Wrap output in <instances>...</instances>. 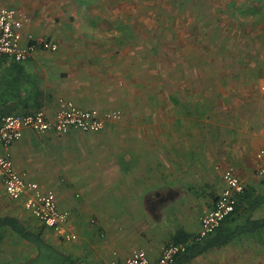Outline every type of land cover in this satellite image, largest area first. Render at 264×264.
I'll return each mask as SVG.
<instances>
[{"label": "rangeland", "instance_id": "obj_1", "mask_svg": "<svg viewBox=\"0 0 264 264\" xmlns=\"http://www.w3.org/2000/svg\"><path fill=\"white\" fill-rule=\"evenodd\" d=\"M64 3L62 8L47 9L52 35H65L66 43H71L69 38L74 37L72 44H82L84 39L76 38L111 33L115 39L104 40L113 50L102 54L127 55L132 69L134 62L138 67L137 84L128 89L125 109H112L120 111V118L108 121L101 131L91 132L99 154L104 153L112 171L130 175L118 185L107 184L104 198L94 200L95 213L89 210L90 214L84 216V226L99 229L95 245L104 246L106 251L84 258L93 264H111L113 258L122 260L113 247L119 244L127 247L125 258L141 249V228L145 226L141 218V159L144 150H151L149 159L153 157L148 146L154 145L155 129L177 132L174 159L178 163L177 173L171 190L166 188L157 199L162 210L170 199L171 205L158 221L145 215L147 226L159 231L183 227V217L194 222V215L209 208L225 186L223 173L233 167L234 149L244 152L237 159L245 160V164L257 158L264 147V47L259 46L264 36L259 39L256 23L250 21L249 0H65ZM240 9H244V14ZM19 10L28 17L27 27L30 17ZM26 33L36 39H47L46 35ZM207 157L208 167H201ZM182 159L190 160L192 169L182 167ZM254 170L245 183L253 180L252 184H256V176L260 179L264 175ZM120 195L119 199L112 198ZM74 197L80 199V191H75ZM17 202L1 194L0 214H16V207L22 206L16 205ZM107 203L109 207L105 208ZM122 204L130 205L128 213L125 208L122 211L123 216L118 214L121 207H117ZM258 215H264V209ZM29 217L33 219L29 220L31 223L35 222ZM110 227L126 235L119 240L110 239L107 231ZM70 233L71 240L75 239L74 233ZM46 237L72 254L82 249L79 242L84 241V234L76 241L65 240L51 228L46 229ZM35 254L36 248L12 231H6L0 239V264H25ZM191 264H264V236L247 235L227 248L199 256Z\"/></svg>", "mask_w": 264, "mask_h": 264}, {"label": "crops", "instance_id": "obj_2", "mask_svg": "<svg viewBox=\"0 0 264 264\" xmlns=\"http://www.w3.org/2000/svg\"><path fill=\"white\" fill-rule=\"evenodd\" d=\"M64 2L65 0H1L2 4L19 8L29 15L30 22L26 27V31L36 36L46 35L47 39L58 43L57 52L38 48L25 62L30 77L38 82L35 92H41L38 97V106L51 117L67 101H72L83 108H98L100 111L119 109V107L125 109L124 106H126V101H128L125 97L130 95L128 89L137 84V64L134 62L132 69V61L129 56L112 53L102 54L113 50L110 48L112 45L105 41L115 39L111 33L91 34L85 38L83 36L76 38L84 39L82 44H72V40H75L74 37L69 38L71 43H66L65 40L67 38L65 35H52L51 19L47 9L51 7L62 8L65 5ZM240 10V13L244 14V9ZM249 13L250 21L251 23H256L259 39L262 40L264 36V0H249ZM51 35L55 39L51 38ZM260 45L264 47V41H260ZM117 50L119 49H115V51ZM50 53H55V56ZM121 80L124 82V87H121ZM176 133L173 129H170L168 133H163L161 128L155 129L154 145L153 147L148 146L153 151V157L149 159L151 150H144L143 160L141 159V218H143L145 224L144 228H141V249L145 250L147 254H151V259L153 260L159 258L163 246L169 242L172 234L177 229L183 228L185 231L195 234L200 230L201 212L194 215V222H187L186 217L182 216L184 219L180 221L183 227H176L170 231H159L153 226L149 227L145 219V215H148L157 221L160 220L159 216L164 217V209L171 205L172 199L164 203L162 210L158 208L157 199L159 200L160 193L165 191L166 188L169 189L168 191L171 190L170 188H172L174 182L173 176L177 173L176 167H178V163L176 164V160L174 161L177 157ZM92 134L79 129H71L65 134H59L55 131L39 133L27 128L24 130L22 138L11 146L16 169L22 172L27 180L38 182L44 190L54 191L59 207L69 211V230L76 236L71 241H76L78 236L80 238L84 234V241L79 242L80 245L82 244L83 251L80 249L73 254L82 259L85 262L84 264H93L90 259L84 258L85 255L91 257L95 253V255L100 256L105 251L104 246L97 248L95 245L97 244L95 243L97 240L95 239V234L99 229L95 230L84 226V216L95 213V205L93 203H96V201L94 200L98 199L99 201L104 198V192L107 193L105 190L107 184L123 183V179H129L130 176L123 173V171H112L108 164L109 160L104 153L99 154L100 149L96 145L95 137ZM234 150L232 165L241 181L248 186L259 188L260 176H256V184H252L254 183L253 180L247 183L245 181H248V178H252L254 169L260 175H263L257 169H264V159L258 161L254 157L255 159H249L248 164H245V160L244 163L242 160L239 161L237 159L244 152L239 151V149ZM191 155L190 158L192 157ZM207 159L208 161L205 164H200L201 167H208L209 158L207 157ZM181 164L185 169H192V163L188 159H182ZM126 182L128 181L126 180ZM75 191H80V199L74 197ZM1 194L9 197L0 179ZM124 194V197H128V194ZM119 197L121 198V195L112 196L114 199H119ZM10 199L14 202L18 201L16 205L20 203L22 206L16 207V214L10 212L0 214V216H17L31 227L43 229L46 237V229L48 227L25 207L23 200ZM128 199L130 200V197ZM214 201L209 205V208L213 207ZM106 206L109 207L108 203L105 204V208ZM117 207H121V210L119 209L121 213L118 212V214L123 216L122 211L124 212L125 208L128 213L130 205L122 204ZM18 208L21 209L18 210ZM20 211L22 213H19ZM259 211L256 212L255 216H261L258 215ZM29 215L35 219V222L31 223L29 221L33 220ZM36 218L41 222L36 220ZM107 231L110 239L119 240L126 235V233H121L120 229L116 233L113 227L107 228ZM239 239L219 249L227 248L231 244L238 242ZM113 243L117 244L115 241ZM113 243H111V246L114 245ZM126 248L119 244L113 247L112 250L117 251L120 259H125L128 255V249ZM97 259L94 257V260ZM194 260L188 264H191Z\"/></svg>", "mask_w": 264, "mask_h": 264}, {"label": "built area", "instance_id": "obj_3", "mask_svg": "<svg viewBox=\"0 0 264 264\" xmlns=\"http://www.w3.org/2000/svg\"><path fill=\"white\" fill-rule=\"evenodd\" d=\"M28 17L19 9L9 7L0 0V59L12 58L27 61L38 49L57 51L58 44L48 39H36L27 34ZM264 90V86L262 87ZM120 111H100L97 108H83L72 101L65 102L51 117L40 109L27 114H10L0 118V179L7 195L15 200H23L25 207L37 216L46 227L56 231L65 240H71L69 230L70 213L59 207L54 191H46L36 181H29L14 164L11 146L22 138L25 129L46 133L55 131L65 134L71 129L84 132L103 130L108 121L119 119ZM258 161L264 159V147L257 153ZM261 173L263 168H259ZM224 188L212 208H206L200 216V230L197 238H205L214 233L223 220L235 211L236 203L244 190V183L234 168L223 173ZM184 250V245H166L159 258L153 260L143 249H135L122 260L113 259L111 264H172L175 256Z\"/></svg>", "mask_w": 264, "mask_h": 264}, {"label": "trees", "instance_id": "obj_4", "mask_svg": "<svg viewBox=\"0 0 264 264\" xmlns=\"http://www.w3.org/2000/svg\"><path fill=\"white\" fill-rule=\"evenodd\" d=\"M25 62L12 58L0 59V118L41 109L38 106L41 92H35L38 82L30 77ZM261 209H264V175L260 179L259 188L244 184L235 211L223 220L214 233L205 238H197L195 233L187 232L183 228L177 229L167 245H184V250L175 256L172 264H188L195 258L227 246L242 236H264V215L255 216ZM7 230H11L36 248V254L25 264L85 263L47 240L43 229L33 228L17 216H0V239Z\"/></svg>", "mask_w": 264, "mask_h": 264}]
</instances>
